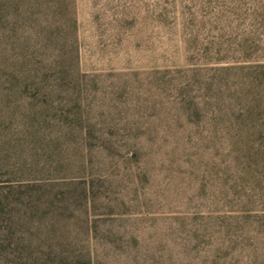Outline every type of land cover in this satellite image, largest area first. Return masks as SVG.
Here are the masks:
<instances>
[{"label": "rangeland", "instance_id": "1", "mask_svg": "<svg viewBox=\"0 0 264 264\" xmlns=\"http://www.w3.org/2000/svg\"><path fill=\"white\" fill-rule=\"evenodd\" d=\"M0 8V264H264V0Z\"/></svg>", "mask_w": 264, "mask_h": 264}, {"label": "trees", "instance_id": "2", "mask_svg": "<svg viewBox=\"0 0 264 264\" xmlns=\"http://www.w3.org/2000/svg\"><path fill=\"white\" fill-rule=\"evenodd\" d=\"M6 2H4V4H5ZM10 3V2H9ZM1 4H2V6L4 5L2 2H1ZM12 4H13V2H11V5L10 6H12ZM13 7V6H12ZM20 4H14V8L16 9V11H18L19 12V9H20ZM0 10H1V8H0ZM12 10H13V8H12ZM12 10H11V13H12Z\"/></svg>", "mask_w": 264, "mask_h": 264}]
</instances>
